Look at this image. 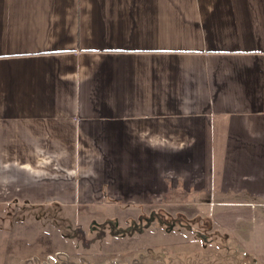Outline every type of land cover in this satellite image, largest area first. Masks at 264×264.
<instances>
[{"label": "crops", "instance_id": "crops-1", "mask_svg": "<svg viewBox=\"0 0 264 264\" xmlns=\"http://www.w3.org/2000/svg\"><path fill=\"white\" fill-rule=\"evenodd\" d=\"M112 204L264 264V0H0V261Z\"/></svg>", "mask_w": 264, "mask_h": 264}, {"label": "rangeland", "instance_id": "rangeland-1", "mask_svg": "<svg viewBox=\"0 0 264 264\" xmlns=\"http://www.w3.org/2000/svg\"><path fill=\"white\" fill-rule=\"evenodd\" d=\"M134 210L122 204L79 213L21 207L15 216L18 240L34 244L3 254L0 264H248L208 244L215 236L203 221L187 224L179 216Z\"/></svg>", "mask_w": 264, "mask_h": 264}]
</instances>
